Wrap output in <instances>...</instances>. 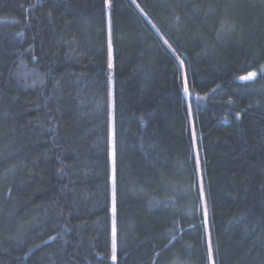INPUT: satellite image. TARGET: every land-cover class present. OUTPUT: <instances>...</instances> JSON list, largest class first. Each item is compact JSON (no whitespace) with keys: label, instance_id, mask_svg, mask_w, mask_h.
I'll list each match as a JSON object with an SVG mask.
<instances>
[{"label":"trees","instance_id":"16d2710c","mask_svg":"<svg viewBox=\"0 0 264 264\" xmlns=\"http://www.w3.org/2000/svg\"><path fill=\"white\" fill-rule=\"evenodd\" d=\"M261 66L264 0H0V264H264Z\"/></svg>","mask_w":264,"mask_h":264},{"label":"snow or ice","instance_id":"6c2138e0","mask_svg":"<svg viewBox=\"0 0 264 264\" xmlns=\"http://www.w3.org/2000/svg\"><path fill=\"white\" fill-rule=\"evenodd\" d=\"M109 67H111V43H109ZM181 63H183L181 61ZM261 71L264 72V66H261ZM257 77V72H249L246 76H241L239 79L241 80H253L254 78ZM184 91L187 93L188 88L185 83ZM115 148H113V175H112V184H113V189H112V214H113V220H112V259H116V249H117V222H116V215H117V197H116V176H115ZM199 194L200 197H204V188L203 184L201 182L200 189H199ZM203 215L205 217L204 223L207 224V216H208V211H207V206H206V201H205V206L203 208ZM212 245H211V240L209 238L208 241V254H209V259L211 264H215L214 260L212 259Z\"/></svg>","mask_w":264,"mask_h":264},{"label":"rangeland","instance_id":"374dc122","mask_svg":"<svg viewBox=\"0 0 264 264\" xmlns=\"http://www.w3.org/2000/svg\"><path fill=\"white\" fill-rule=\"evenodd\" d=\"M107 1H108V0H107ZM107 15H108V14H107ZM109 58H110V57H109ZM249 72H252V71H249ZM249 72H248V73H249ZM248 73H247V74H248ZM247 74H244V75H241V76H246ZM241 76H239V77H241Z\"/></svg>","mask_w":264,"mask_h":264}]
</instances>
